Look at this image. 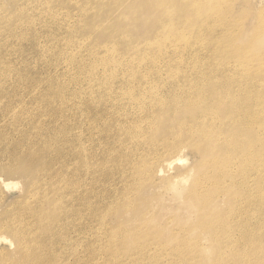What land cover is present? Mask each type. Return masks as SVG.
<instances>
[{"label": "rangeland", "instance_id": "rangeland-1", "mask_svg": "<svg viewBox=\"0 0 264 264\" xmlns=\"http://www.w3.org/2000/svg\"><path fill=\"white\" fill-rule=\"evenodd\" d=\"M51 1L55 10L38 0H19V7L11 0H0L1 10L5 8L0 26L6 27L0 31V264L23 259L14 236L1 221L28 216L27 207L37 206L50 209L48 216L63 219L52 227V264H247L253 256L264 260V207H227V195L216 193L214 206L227 221L212 227L211 232L208 224L202 221L206 229L199 224L200 210L189 198L193 180H206L202 171L207 156L198 149L203 141L198 139L197 120L175 125L161 121L157 126L159 107L155 104L161 102L163 110L173 113L179 100L186 104L189 97L195 98L191 89L182 94L176 86H169L180 82V75L168 76L161 84L149 71H136L144 70L152 59L159 60L160 64L153 62V66L165 76L162 61L171 56L179 59L175 65L199 63L206 69L210 64L214 71L220 68L229 73L235 84L242 82L244 90L251 86L261 89L264 100V79L248 83L250 73L264 70V0H228L227 6L216 0L219 8L228 10L223 17L231 24L214 31L221 39L216 48L208 43L205 33L195 31L183 32L185 44L166 39L157 43L158 35L146 32L138 20L151 13L139 12L135 19L129 0ZM121 33L127 36V49L120 43ZM235 48H242L239 57L232 52ZM229 60H238V64L226 69L223 66ZM145 77L149 79L141 82L142 94L147 95L149 89L153 92L136 103L133 100L139 99L141 90L138 79ZM256 77L264 78L261 72ZM124 79L129 84L122 82ZM62 85L72 108L58 115L60 108L48 103L53 89L58 91L55 99L62 98ZM120 92L131 102L122 111L127 102ZM250 99L253 129L262 131L258 122L259 116L264 120V101L258 100L255 91ZM104 108L115 114L103 134ZM146 110L150 112L140 119L138 114ZM97 113L102 114L100 125L88 127L86 121ZM110 129L119 132L109 133ZM107 140H112L113 146L103 154L99 147ZM28 142L36 150L32 169L24 174L7 172L8 167L19 164V155L30 156ZM219 147L223 142L213 148L221 159L237 162L243 155L230 152L232 146L230 150ZM257 151L254 148L252 154ZM90 154L99 156L98 163L104 168L92 171V165L89 170L80 166ZM141 157L151 160L152 167L145 168L142 176L149 180L137 193L129 187L134 166L145 162ZM74 172L81 185L79 196L62 186L50 201L48 190ZM35 173L40 182L33 183ZM121 191L127 199H122ZM256 213L262 214L261 220L252 222ZM112 230L117 234L113 236ZM185 240L188 246L181 247ZM32 245L34 250L28 254L40 257L42 243Z\"/></svg>", "mask_w": 264, "mask_h": 264}, {"label": "bare ground", "instance_id": "bare-ground-1", "mask_svg": "<svg viewBox=\"0 0 264 264\" xmlns=\"http://www.w3.org/2000/svg\"><path fill=\"white\" fill-rule=\"evenodd\" d=\"M10 1V0H7ZM15 3L16 7H19V0H11ZM58 3H63L64 0H56ZM68 1V0H67ZM227 6L228 0H223ZM40 5L46 6L48 9L55 10L54 6L49 5L53 4L51 0H38ZM76 0H73L75 3ZM80 4V1L77 0ZM230 3H232L230 1ZM133 13L135 14V19H138L136 15L139 12L149 11L151 14H146L144 17L138 19L139 22L145 27L146 32L154 31L158 37L156 42L159 43L162 39L168 41H178L179 43L185 44L187 39L184 37L185 31H195L197 34L205 33L208 43L213 47L220 43V36L215 35V30L217 28L225 29L227 26H230V22L225 19L223 16L228 12L226 9L219 8L217 6L216 0H129ZM232 8V4L230 9ZM5 9V8H4ZM4 9L0 8V18H3ZM25 18V17H24ZM24 20V19H22ZM27 18H25V21ZM20 25L24 26L20 23ZM3 29L6 30V27L3 26L0 31ZM11 29V28H10ZM122 41L121 45L125 49L130 45L127 40V36L123 33L120 34ZM231 41L232 38H229ZM72 42V40H70ZM161 47V45H158ZM240 48V47H239ZM242 49V48H241ZM241 49L235 48L232 52L237 57L242 53ZM151 64H147L144 70L136 71H149L151 74L155 75L157 79L161 82L166 77H173L172 75H180L182 80L180 82L169 83V86H176V89L179 90L182 94H185L189 89H191V95H194L195 98H188L186 104H182L179 100V104L174 110L173 113H169L167 109L163 110L161 102H157L155 106L159 107V113L155 117L157 118V126L161 121L169 123H178L181 121H191L197 120L199 124L198 128V139L203 141L201 146H198L199 151L203 156H207L206 166L203 168L206 176V180L192 182V192L189 195V198L198 206L200 210V219L199 224L203 228H208L202 224L206 223L210 228L208 230L211 232L212 227L222 225L227 219L223 216V213H219L218 209L214 206V195L216 193L226 194V205L227 207H234L239 209H246L250 207H255L261 210L264 207V138H263V117L259 116V126L262 131H254L252 118V108H251V99L250 95L255 91L256 97L263 104V91L261 89L255 90L252 86L250 90L242 88V82L236 83L232 81L231 76H227L229 73L221 70L214 71L213 65L207 64V68L204 69L200 66L199 63L192 64L191 67L188 64H177L179 59L176 57H165L163 59L162 66L165 69V76H162L154 68V63H159V60H151ZM229 60L228 63H225L224 68L228 69L229 66H235L238 64L236 61ZM160 64V63H159ZM264 70H257V73L261 72L264 76ZM256 73V74H257ZM256 74H249V81L251 85L253 80L264 79L257 78ZM261 76V75H260ZM259 76V77H260ZM119 78V75L116 76ZM115 77V78H116ZM149 78L145 77L143 79H138L140 82L139 99H134L133 101L139 103L142 100H145L152 92L153 89L148 90L147 95L142 94L144 86H141V82ZM102 82V81H101ZM129 84L128 79L124 81ZM108 82L104 80V87H107ZM58 91L53 89L50 92V103L55 104L60 108V111L55 114H61L64 110H69L72 108L71 100L68 97H64V86L59 87V93L61 94V99L56 100L54 95H57ZM93 93L90 94V98L94 100ZM120 96L126 100L127 105H123L121 111L125 109L128 105L131 104L130 100L126 93H121ZM184 97V95H183ZM244 100V101H243ZM92 101V100H91ZM237 101V104L235 103ZM241 103H240V102ZM87 102V101H86ZM94 101H92L93 103ZM239 102V103H238ZM88 104V102H87ZM62 106V109H61ZM67 108V109H66ZM121 111L119 113H121ZM149 110H146L143 115L138 114L140 119H144L145 114L149 113ZM117 113V114H119ZM98 114V113H97ZM115 112L111 109L104 108V124L101 125L104 134V130L109 129V121L113 118ZM102 114L94 115L90 120H87V126L95 128L100 121ZM144 116V117H143ZM56 120V119H55ZM53 121V119H51ZM82 125L84 123H81ZM85 125V126H86ZM98 125V126H99ZM68 129V128H67ZM69 130V129H68ZM122 129H120L121 131ZM67 133L69 131H66ZM119 132L115 129H110L109 133ZM66 133V134H67ZM71 133V132H70ZM124 135L127 133L123 132ZM37 133L31 140H35ZM68 135V134H67ZM71 135V134H70ZM72 136V135H71ZM67 138H69L67 136ZM72 138V137H71ZM71 139H69L70 141ZM112 140L103 141V144L99 149H104L105 154ZM223 147H219L220 150L229 149L232 146L233 149L230 152H241L243 155L236 162L235 160H230L228 157L221 159L219 154L214 151L216 148V143H222ZM31 150L29 151L30 156L22 158V155H19L16 158L19 164H15L13 167L10 166L6 169L9 173H19L24 174L27 171L32 169V155L36 153L34 146L31 142H28ZM212 148V149H211ZM214 148V149H213ZM258 149L257 154H252V150ZM3 151H0V155ZM101 153V154H102ZM52 154H56L53 153ZM100 155V153H97ZM103 154L101 155L104 158ZM94 156V157H93ZM100 156V157H101ZM137 156V154H136ZM237 157L239 155H232ZM99 158V156H97ZM95 155L90 154L87 162H82L80 166H85L87 170L91 166L92 171H99L104 168V164L98 163V159ZM123 156L121 155V158ZM8 159H13L11 155H8ZM142 162L134 166V180L129 187L137 190V193L145 189L144 182L149 180L147 175H143L145 168L152 167L151 160H146L145 158H140ZM167 162H172L168 160ZM78 170V165L75 167ZM39 173V172H38ZM38 173H35L33 183L40 182V179L37 177ZM199 173V172H198ZM101 175V174H98ZM132 177V173H128ZM202 175V176H203ZM222 181V184L218 188V183ZM53 183H57L54 181ZM209 183L211 188H206V185ZM65 186L66 191L72 193L74 196H79V189L81 187L80 182L75 179V172L69 174L65 177V182H58L52 191L48 190L50 195V201L54 200L59 194L58 188ZM218 188V191H217ZM48 195V197H49ZM122 199H127L125 192L121 191ZM220 196V195H219ZM28 216H17V218L11 220L9 223H4L1 221L3 228L9 229L11 234L14 236V241L16 243L17 249L22 250L23 259L18 262V260H10V263L13 264H52L50 255L54 253V248L51 245V241L54 238V232L52 230L53 226H57L62 223V217H50L47 215V211H51L47 208L32 207L29 208ZM216 211V212H215ZM60 209L58 210V213ZM261 213H256L251 219L252 222H258L261 220ZM102 217V215L98 216ZM241 220V219H240ZM242 221V220H241ZM117 234V231L112 230V235ZM214 234V233H213ZM42 243L44 252L38 251L41 255L40 257H30L28 252L34 250L32 244ZM185 240L180 246L187 247L188 244ZM217 251V248H216ZM9 258V256H8ZM1 259V256H0ZM247 264H264V260H257L255 256L250 258V261Z\"/></svg>", "mask_w": 264, "mask_h": 264}]
</instances>
